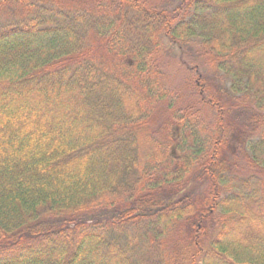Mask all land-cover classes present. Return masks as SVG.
Wrapping results in <instances>:
<instances>
[{
    "label": "trees",
    "instance_id": "obj_1",
    "mask_svg": "<svg viewBox=\"0 0 264 264\" xmlns=\"http://www.w3.org/2000/svg\"><path fill=\"white\" fill-rule=\"evenodd\" d=\"M2 12L0 264H264V0ZM165 38L222 73L187 84L217 113L206 150L193 99L157 78Z\"/></svg>",
    "mask_w": 264,
    "mask_h": 264
},
{
    "label": "rangeland",
    "instance_id": "obj_2",
    "mask_svg": "<svg viewBox=\"0 0 264 264\" xmlns=\"http://www.w3.org/2000/svg\"><path fill=\"white\" fill-rule=\"evenodd\" d=\"M148 1L152 4L157 5L158 7L167 8L169 10L173 9L180 2V0H148ZM11 10L12 9H9V11ZM5 12L0 13V21L12 20L13 17L8 13L4 14ZM160 41L161 43L159 50L158 52L156 51V55H154L159 60L158 70L160 71V73L159 76H157V78L161 81V84L165 89L167 90L173 89L174 91H176L175 93L168 92L169 97L170 96L172 98L177 97L176 96L177 93L183 98L182 100L184 101L193 99V107L195 106V108L198 109L196 111V116H193V119L195 120L196 126H199L198 132L200 134V138L202 140H204L205 138L208 140L204 143L206 150L207 147H209L211 142L217 137L218 134V129L216 127V123L218 119L217 113L211 107H208L207 105H203V103L200 101V98H198V96L195 95L194 97V95H190L192 91L187 89V84L188 83L191 84V82H193L194 80H198V81L200 80L201 82V77L203 76L204 79L207 81L206 82L207 86L211 88V85L217 86V84L221 82L219 79H217V76H222V73L218 72L217 74L216 73L214 74V72L207 66L204 60L197 57L196 53L192 52V50H190L188 47L181 48L178 45H173L170 43V41L167 38ZM193 49L195 48L193 47ZM154 114L160 116L161 111L159 112L155 111ZM193 119H191L192 122H194ZM230 121H231V127L235 122L238 123L239 130L244 128V126L241 125V120H239V115H237V113ZM226 124H229V122L226 123V118H225L224 125ZM226 126L228 127V125ZM172 128L171 130L173 131V133H175V131ZM251 131H253V134H255L256 137H258V135L260 134L259 129L257 131L254 130ZM187 134L188 133H185V135ZM256 137H254V139ZM169 144H170L169 149L175 152L174 143L169 142ZM233 148L234 145L233 142H231V147L229 148V150H232ZM203 191H204V187L200 185L199 188H196L195 192L193 193L199 194ZM209 225H210V221L206 223L205 228L206 226ZM139 228L140 227L136 225L127 226L126 232L134 233V231L138 230ZM211 231H213V229ZM202 234L205 235L206 232L202 231ZM142 248L145 249L144 247H142L140 243V247L136 249L135 254H137L136 256L139 259H141L143 262V258H145V252H143L144 250L139 252L140 249ZM150 262L153 263L154 261L151 260Z\"/></svg>",
    "mask_w": 264,
    "mask_h": 264
}]
</instances>
